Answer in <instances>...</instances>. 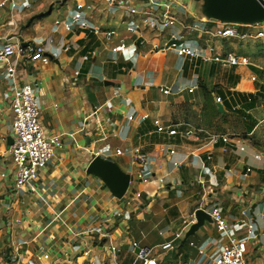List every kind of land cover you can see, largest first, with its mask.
I'll return each mask as SVG.
<instances>
[{"label": "crops", "instance_id": "1", "mask_svg": "<svg viewBox=\"0 0 264 264\" xmlns=\"http://www.w3.org/2000/svg\"><path fill=\"white\" fill-rule=\"evenodd\" d=\"M71 1L48 0L38 11L31 4L22 10L0 6V34L10 27L22 42L40 41L47 51H57L46 62L18 55L14 79L34 85L40 124L60 139L32 181L34 190L15 189L6 153L12 79L0 69V264H130L131 241L146 247L156 264H214L197 263V249L213 254L227 233L244 236L245 229L219 232L212 219H204L186 234L191 215L204 203L206 211L217 203L230 225L246 210L253 227L246 264H264V97L256 93L264 92V73L252 61L224 65L165 47L170 33L209 54L246 45L211 35L219 21L201 14L195 0H130L143 10L134 15L100 0H75L84 6L61 14ZM165 1L174 23L156 30L141 22L158 15L162 7L155 3ZM76 9L88 25L65 29L63 21ZM123 18L137 24L134 32L124 29ZM238 26L240 32L250 30ZM113 27L124 36L123 51L110 48L118 36L105 31ZM136 33L144 43L138 44ZM154 42L161 47L153 50ZM154 119L177 132L156 131ZM185 128L193 132H178ZM212 132L220 134L214 141ZM133 146L147 154L145 180L129 161ZM93 154L115 161L131 176L119 198L84 171ZM166 241L170 247L161 248Z\"/></svg>", "mask_w": 264, "mask_h": 264}, {"label": "built area", "instance_id": "2", "mask_svg": "<svg viewBox=\"0 0 264 264\" xmlns=\"http://www.w3.org/2000/svg\"><path fill=\"white\" fill-rule=\"evenodd\" d=\"M102 4L113 8H124L127 10L128 15H134L137 12H143L133 5L130 0H100ZM152 2L151 0H149ZM7 3L9 8L15 10H22L30 6L29 0H0V6ZM155 5L161 6L162 10L158 15L150 17H142L141 22L150 28L161 30L168 25H171L176 21V18L169 12L168 8L171 6L169 1L156 2ZM76 23L79 26H87L88 22L83 16L82 12L78 9L73 10L70 15L69 21H63V27L69 29V27ZM120 23L123 25L127 32H134L137 24L129 19L123 18ZM263 23V24H261ZM256 27L254 33L255 36L264 35V21L260 23L249 24ZM238 23H223L220 27L210 31L213 36L220 37H249L251 32L244 31L239 32ZM258 26V27H257ZM93 30L98 32L100 29L98 26H93ZM4 34H0V69L9 73L12 79L9 88L8 107L11 113L10 126L12 130V141L6 148V153L12 168V185L15 189H19L23 186H27L29 190L33 189L32 181L37 176L38 171L46 164L49 157L52 155L53 149L60 145V139L58 133L46 132L40 124L39 107L34 95V85L27 81H17L14 79L15 69L17 65V56H23L28 59H39L42 62H46L51 57L57 56L56 50H46L40 41H26L25 44H21V39L18 36H14L10 31V27L3 28ZM105 34L107 37L111 35H117V40L111 44L112 51H123L127 45L124 42V36H119L116 29H106ZM167 40L165 47L171 48L177 55L187 56H199L203 60H214L224 65H240L251 63L249 56L244 53H239L235 50H224L222 52H216L214 54L206 53L203 50L197 49L190 44L185 43L183 40L175 37L172 33ZM136 38H139L138 44L144 43L145 39L141 34L136 33ZM153 50L161 47L158 43H152ZM213 50V47L210 48ZM85 58L86 55H83ZM252 80L257 79L255 74L250 76ZM162 92L167 91V87H159ZM220 100L219 97L216 98ZM264 107V103H263ZM127 119L131 118V114L126 115ZM155 125L154 129L158 132H166L173 134L177 132L175 127H165L160 124L156 119L153 120ZM182 135H189L193 132L192 128H185L178 131ZM220 134L212 132L209 134V140H216ZM223 139H227V135H221ZM114 152L119 154L121 150L115 147ZM129 161L138 167L136 176L140 180L146 179V173L142 167L146 166L147 154L139 146H133L129 149ZM259 156V154H256ZM141 168V169H140ZM246 167V170H249ZM0 176H4V172L0 173ZM131 179V176H130ZM139 192H135L134 196H138ZM205 203L200 207L206 208ZM215 225V228L219 232H227L229 226L235 228L244 227L245 235L239 236L235 233H227L226 241L221 245L220 249L213 254L207 253L204 248L197 249V263L203 262L205 259H211L214 264H246L247 238L253 234L252 224L244 217L246 210H241L242 218L237 219L229 224V221L222 213V209L217 203L211 205L207 210ZM194 217L191 215L189 221H193ZM99 231V230H96ZM178 233H175L177 236ZM132 249L136 248L134 253V259L130 264H156L154 257L148 254L146 247L138 246L135 241L130 242ZM161 248L170 247V242L166 241L160 244ZM113 248V246H110Z\"/></svg>", "mask_w": 264, "mask_h": 264}, {"label": "water", "instance_id": "3", "mask_svg": "<svg viewBox=\"0 0 264 264\" xmlns=\"http://www.w3.org/2000/svg\"><path fill=\"white\" fill-rule=\"evenodd\" d=\"M199 3L200 13L207 18L223 23L252 24L264 21V0H195ZM26 41L21 42L25 44ZM105 83L108 81H104ZM257 94L264 97V92L257 90ZM217 109L222 110L217 103ZM12 137L6 138L10 144ZM84 171L99 178L107 187L111 195L119 198L125 191L130 180L128 172L122 170L118 164L106 157L93 154L87 162ZM194 220L191 222L186 234L191 233L204 219H211L210 214L203 207L193 212ZM137 249L135 248L134 251Z\"/></svg>", "mask_w": 264, "mask_h": 264}, {"label": "rangeland", "instance_id": "4", "mask_svg": "<svg viewBox=\"0 0 264 264\" xmlns=\"http://www.w3.org/2000/svg\"><path fill=\"white\" fill-rule=\"evenodd\" d=\"M30 1V0H29ZM48 0H33V3L31 4V8H33L35 11L38 10H44L46 5H47ZM79 3H77L75 0L71 1V5L68 7H64L63 9L60 10V13L63 14L64 12H67L68 10L72 9L73 7H77ZM80 6H84L83 4H79ZM51 6V5H50ZM49 6V7H50ZM219 24L222 25L223 22L219 21ZM263 24V23H261ZM246 28H250L248 32H251L249 37L247 38H240V37H234L236 38L235 40L240 43V45H246V47L241 48V49H236L238 52H243L249 56L250 61L256 63L259 65L260 69L264 73V35L262 36H255L254 33L256 31V27L251 26L249 24H245ZM240 27V26H238ZM245 27V26H244ZM258 27V26H257ZM240 32V30H239ZM261 74V72L259 71ZM260 134L264 137V124L260 128Z\"/></svg>", "mask_w": 264, "mask_h": 264}]
</instances>
